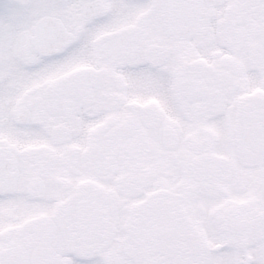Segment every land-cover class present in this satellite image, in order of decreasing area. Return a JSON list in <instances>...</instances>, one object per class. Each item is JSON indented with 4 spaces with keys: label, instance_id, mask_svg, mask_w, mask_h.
I'll use <instances>...</instances> for the list:
<instances>
[{
    "label": "flooded vegetation",
    "instance_id": "flooded-vegetation-1",
    "mask_svg": "<svg viewBox=\"0 0 264 264\" xmlns=\"http://www.w3.org/2000/svg\"><path fill=\"white\" fill-rule=\"evenodd\" d=\"M69 1L0 83V264H264V0Z\"/></svg>",
    "mask_w": 264,
    "mask_h": 264
},
{
    "label": "rangeland",
    "instance_id": "rangeland-1",
    "mask_svg": "<svg viewBox=\"0 0 264 264\" xmlns=\"http://www.w3.org/2000/svg\"><path fill=\"white\" fill-rule=\"evenodd\" d=\"M80 1L68 2L73 18H77ZM57 11H62L57 0H0V83L21 72L20 59L35 56L23 51L24 35L32 33L34 21Z\"/></svg>",
    "mask_w": 264,
    "mask_h": 264
},
{
    "label": "water",
    "instance_id": "water-1",
    "mask_svg": "<svg viewBox=\"0 0 264 264\" xmlns=\"http://www.w3.org/2000/svg\"><path fill=\"white\" fill-rule=\"evenodd\" d=\"M30 40L38 47H47L50 45L64 44L67 37L63 33L62 26L58 20L53 17H41L32 28Z\"/></svg>",
    "mask_w": 264,
    "mask_h": 264
}]
</instances>
